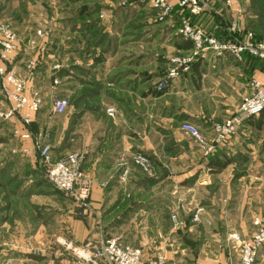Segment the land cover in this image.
<instances>
[{
    "label": "crops",
    "instance_id": "obj_1",
    "mask_svg": "<svg viewBox=\"0 0 264 264\" xmlns=\"http://www.w3.org/2000/svg\"><path fill=\"white\" fill-rule=\"evenodd\" d=\"M253 3L254 0H235L232 9H228L216 0L211 11L202 13L200 19H205L206 24L213 22V26L205 27L219 37V34L228 33V19L237 17V12L241 13L237 18L242 19L244 27L258 30V13ZM86 32L85 41L89 43L92 31ZM134 38L123 34V37L111 38L115 47L112 51L101 49L99 54L71 56L75 64L68 81H64V70L57 71L62 80V86L57 88L63 91L57 92V96L68 97L67 112L54 123L47 118L40 122V111L32 123V130L39 133L41 139L47 137L46 132H51L48 138L52 142L53 159L71 150L86 153L82 170L91 185L89 201L84 210L74 198L64 197L57 201L55 197H47L49 193L40 191L47 185L33 175H27L16 187L27 193L21 195L19 202L15 200L28 206L30 211L24 215L25 220L16 217L7 198L0 200V242L7 246L11 241L9 246L22 249L13 251L4 247L0 250V264H6L13 254L20 255L18 261L21 264H81L62 252L59 245L43 249L51 256L34 252L40 250L43 243L48 245L50 240L61 236L79 244L100 245L113 236L110 234L116 224L130 219L139 223L134 231L137 240L133 245L142 247L145 258L160 254L168 264L238 263L237 251L228 235L236 231L247 237L253 231V217H264V165H257L258 160L250 166L234 165L232 157H228L231 162L218 172L205 163L181 168L174 165L173 160L187 158L186 151L174 153L172 143L175 135H181V123L187 120L210 137L213 122L227 117L226 111L236 108L239 96L250 92L251 79L255 78L264 86L263 64L247 55L237 61L229 54L215 57L208 51L193 61L189 73L176 81L171 89L157 93L152 86L159 72V56L156 57L155 50L157 34L150 27L149 32L145 30L142 40ZM176 42V46L175 40L171 43L173 49L180 53L188 51V48L180 47L184 39ZM102 46L106 47V43ZM95 48L100 50L97 44ZM108 107L116 109L119 116L110 117L106 113ZM242 140L235 137L232 144L243 147ZM26 141L30 153L36 155L31 142ZM167 143L169 147L163 148ZM253 144L261 147L264 153V140L260 145L257 141ZM135 150L146 153L152 172L164 179L181 174V186L193 190L197 184L202 185L210 194L209 204L204 206L202 200L196 203L190 198H183L176 205L165 199L141 198L140 193L155 190L161 182L150 179L147 190L148 179H143L140 170L130 163V154ZM28 166L22 167L20 173L29 174L32 167ZM20 168L13 165L11 171L18 174ZM124 169L129 170L128 176L121 181ZM196 172L198 178L193 183H186L185 179ZM29 186L35 191H30ZM9 193L11 195L13 191ZM129 193L131 196L127 195ZM198 204L203 205L204 213L200 222H195L185 213ZM210 204L213 208L209 210ZM172 213H176L178 225L171 219ZM208 219L209 223L205 222ZM12 238L19 241L14 242L10 240ZM257 262L264 264V245L258 252Z\"/></svg>",
    "mask_w": 264,
    "mask_h": 264
},
{
    "label": "rangeland",
    "instance_id": "obj_2",
    "mask_svg": "<svg viewBox=\"0 0 264 264\" xmlns=\"http://www.w3.org/2000/svg\"><path fill=\"white\" fill-rule=\"evenodd\" d=\"M207 1L208 7L198 14H192L187 8L179 7L176 4L173 6L171 12L165 14L161 8L155 7L151 0H0V24H5L10 27L16 33L18 40V50L14 55V58L12 59L10 65L15 69L16 73L22 75L27 71L28 63L31 60L36 61V66L31 73L29 88L36 90L40 94V96L42 97V104L40 109L34 115V121L40 111V122H43L45 118H47L48 121L54 123H57L58 117L63 116L67 112V109L69 107V100L65 94L64 95L67 97H65L67 99V106L65 110L60 113V115L54 114L52 112L51 104L55 96H57V92L59 94L63 92L60 90V87L57 88V86H60L62 84L61 76H57V71L64 70L67 75H64V81L69 80L70 73L72 71L71 67L73 64H75V61H72L71 56L75 57L77 54H99L101 49L112 51V49L114 50L115 47L112 44L111 38L123 37V34L126 35V37H135V40L138 39V41H140L144 37L145 30L149 32L150 27H152V31H155V33L157 34L155 47L157 56H154H159V72L155 79L156 81L152 82V86L154 87V89H156L157 85L161 81H164L165 86L164 90L161 93H164L171 89L174 83L178 81L183 75L189 73L191 69V66L187 70H183V68L178 67L179 60L177 59H181L184 55L190 54V52L192 51V46L190 47V49H188L187 52L180 53L176 49H173L171 44L172 41L175 40L176 46V40L179 41V39H182L178 32L181 26L182 19H188L189 22L197 27H200L206 33L217 36L212 31H209L207 27H205V25L213 26L214 23L209 22V24H206L205 19H200L202 13L211 11L210 7L215 6L216 0ZM219 1H221L224 7L232 9L235 0L232 1L231 5H227L223 0ZM253 5L256 12L258 13V30L246 28V26L244 27L241 23L242 19L239 20L237 18L241 13L237 12V17H231L230 19H228V33L226 34L225 32L224 36L222 34H219L221 37H217L221 38L224 41L228 39L234 41H245L248 39H252L255 41L264 40V0H255ZM82 8L84 9L82 10ZM124 23H126L125 26H123ZM232 24H234L233 27H231ZM134 27L136 28L135 30L133 29ZM86 30L92 31L90 37L91 41L89 43L85 41V37L87 34ZM220 32L223 33L221 30ZM138 33H141V36ZM30 39H34L33 45L29 44ZM104 43H106V47L102 46L104 45ZM96 44L97 46H100V50H97V48H95ZM151 44V49H153V40ZM227 54L231 55L230 53ZM245 55L260 60V62H262L263 64L261 65V67L262 69H264V61L258 57L249 55V53H243L240 59L235 58L233 55L231 56L234 57V59H236L237 61H242L245 58ZM215 57H222V55ZM172 69H175V73L174 75H169V72L172 71ZM54 79L58 80L57 84L55 85H53ZM253 80H255L257 84L264 89V86L260 83V81L256 80L255 78L251 79L249 81V86L251 88L250 92L248 94H245L244 96V93H242L239 96L240 99H238L239 103L237 106H235L236 108H233L231 112L226 111L227 117H225L221 121L213 122L210 128V137L205 136L197 125L187 120V122L192 124L200 131L203 138L207 141L206 143L208 145H213V148L207 156H204L202 149L199 147L195 139L180 131L181 135H175L174 144L172 143V145L174 146V153H176V151L180 153L184 150L186 151L185 155H187V158H185L184 156V158H177L173 160L174 165H177L181 168H184L185 165V167L190 168H192L191 166L195 165L203 166L206 164V161L210 157H218L221 160L232 157V162L234 163V165L244 163L250 166L251 164H255L256 160H258L257 165H264V153H262V150L260 149L261 147H255L254 145L256 143L253 144L254 141H257V143L259 142L260 145L261 141L264 140V125L260 129H257L247 122L251 119V117H257L260 112L257 115H250L244 118L240 122V124H237L235 130L231 133L230 136L226 137L225 140L218 142L214 141V125L223 122L226 118L236 112V109L239 106L242 98L250 95L253 92L255 88L254 85H252ZM64 85L66 88V83ZM0 108H7V103L5 102L4 97L1 94ZM106 113L112 118L119 116V112L113 107H108L106 109ZM34 121L33 123H35ZM17 123L18 121H13V119L10 120L0 118V200L3 201L5 198H7L8 202L12 203L11 206L14 209L16 217H18L20 221H23L25 220L24 215H27L28 211L30 210H28V206L23 205L24 202H18L20 201L19 198H21V195L27 192L23 193L17 190L16 187L21 185L27 175L31 174L33 175V177L37 178L38 181H42L43 184L47 185L44 188L40 189L41 192L49 193L47 194V197L52 196L57 198V201H59L64 197H71L76 199V196L73 192H63L57 189L47 180L46 166L43 163V160L39 157L38 151L36 149L32 147L34 150H36V155L30 153V151L29 153H26L21 150L24 146L28 145L26 140L29 139H20L19 133L23 132V130H21V127H16ZM31 132L35 134V130H31ZM47 133L48 132L45 133L47 137L42 139V143L50 146L52 142H49L48 137H50L51 132L48 134ZM36 136L39 138L40 134L36 133ZM235 137L244 139L242 140L243 147L239 146L238 143L232 144V141ZM46 138H48V141H45ZM29 141L31 142V140ZM166 147H169V143L163 144V148ZM30 149L31 148H29V150ZM77 152H81L84 154L85 161L86 153L83 151ZM138 157H145L146 162H141ZM129 158L130 163L134 167L139 169L140 172L144 175L143 179H148L146 181V183H148L147 190L150 188V184L148 182L150 179L161 182L159 186L155 188V190L140 193L141 198L151 197L156 198L157 200L160 199L161 201L165 199L174 205L181 202L183 198L185 200H187V198H190L196 201V203H200V201L202 200V202H204V206L209 204L207 198L210 196V194L207 192V189L202 188V185L197 184L198 186L194 187L193 190H191L188 189V186L180 185L181 183L179 181L181 178V174L171 175L173 177L169 179H164L162 175L157 173L155 174L154 172H152L151 161L148 155L139 150L132 151ZM184 159H187V161H183ZM13 165L17 167L21 166L18 174L14 175L12 173L11 167ZM28 165L32 167V170H29L31 172H29V174L20 173L22 167H26ZM123 171L126 172L123 176L121 175V181L126 180L129 170L127 171L126 169H124ZM123 173L124 172H122V174ZM82 175L88 182L89 192L84 201L77 202L85 210L91 193V185L89 179L85 177L83 170ZM33 177L32 179H34ZM195 178H198V172L186 178V183H193ZM200 180L203 181V179ZM14 188L16 189L13 190ZM28 189L32 192L35 191L34 187L32 188V186H29ZM11 190L13 191V193L10 195L9 191ZM197 194H201V196H198ZM127 195L131 196L130 193ZM15 200H18V202L16 203ZM211 206L212 204H210L209 210L213 208ZM189 209L190 211H187L185 214L191 215L193 221L200 222L201 215L204 213L203 205H193ZM172 214L173 215H171V219L174 221L175 225H178L179 222L177 220L176 213ZM172 216H175V219H173ZM205 222L209 223V219ZM137 225L139 226V223L135 222L132 219H130V221L127 220L125 223H118V225L116 224L115 230L113 229L110 234L113 236L106 238L105 242L112 238H116L121 243L138 249L141 254L142 262H147L149 260L156 259L157 257H161L164 261V264H168L165 260V257L160 254L155 255L154 257L145 258L143 256L142 247H136L133 245L137 240L136 238H134V231L136 227H138ZM252 225L253 231L247 237H242L236 231H231L228 235L229 240L233 243V247L234 249H236L238 254L237 264L240 263V250L242 242L251 239L256 233H258L259 228L264 225V217H253ZM236 236L238 237L237 239L234 238ZM10 240H13L14 242H16V240L19 241V239L15 238H12ZM67 242H71L75 246H87L93 248V251L96 247H98V245L91 246L75 243L64 236H61L58 239L55 237L50 240L48 245L43 243V245H41V249L35 250L34 253L37 255H45V257H47L48 255H50V253L43 252V249L46 247L51 248L52 245H59L62 252H66V255L73 257L79 263L97 264L91 261H85V259L82 258V255L76 254L72 250L67 249L65 246ZM10 244L11 241L9 245ZM5 245L6 244H2L0 242V250L4 249V247H10V249L13 251L22 250L21 248H12L8 244L7 246ZM263 245L264 242H262L257 247L253 264H258V252ZM18 256L20 257V255L15 254L9 256L6 264H21L18 261ZM96 260L100 264L101 259L97 258Z\"/></svg>",
    "mask_w": 264,
    "mask_h": 264
},
{
    "label": "built area",
    "instance_id": "obj_3",
    "mask_svg": "<svg viewBox=\"0 0 264 264\" xmlns=\"http://www.w3.org/2000/svg\"><path fill=\"white\" fill-rule=\"evenodd\" d=\"M155 7H159L165 14L171 12L176 4L179 7L187 8L190 13L198 14L208 7L207 0H151ZM227 5H231L233 0H223ZM232 24L231 27H233ZM230 27V28H231ZM179 34L182 39L191 43L192 51L188 55H184L179 60L178 67L187 70L192 61L196 57L203 56L208 51L214 56H223L230 53L235 58L240 59L243 53H249L264 61V40L255 41L248 39L245 41L222 40L221 38L206 33L200 27L193 25L188 19H182L179 28ZM250 35V34H249ZM29 44H34V39L29 40ZM18 50V40L16 33L7 25L0 24V94L7 103L6 109L0 108V118L13 119L18 121V126L23 132L19 133L21 140L29 139L34 149L38 151L39 157L46 166V178L57 189L63 192H73L78 202L86 199L89 192L87 180L82 175L81 165L84 162V154L77 151H71L62 157L53 160L51 155V147L42 143V139L33 134L32 123L34 115L40 109L42 97L33 89L29 88L31 73L36 66V61L31 60L28 63V69L25 74L16 73L15 69L10 65L14 55ZM54 68V66H53ZM58 68V67H57ZM174 75L175 69L169 72ZM54 79L53 85L57 84ZM253 92L242 98L236 112L226 118L223 122L214 125V141H223L230 136L235 130L237 124L250 116L257 115L264 108V89L261 88L255 80ZM165 82L161 81L157 87V91H163ZM67 106V99L61 96H55L52 101L51 109L54 114L62 113ZM110 111V110H109ZM180 129L185 134L194 138L199 147L203 151V155L207 156L213 145H208L200 131L189 122H183ZM22 151L29 153V147L24 146ZM141 162H146L145 157H138ZM125 174L126 171H123ZM175 219V216H172ZM234 238H238L237 236ZM264 242V225L259 228L251 239L242 242L241 257L239 264H253L257 247ZM67 249L72 250L76 254L82 255L85 261H91L99 264L96 260L101 259L100 264H164L161 257L142 262L140 251L129 245L123 244L116 238L104 241L93 248L75 246L71 242L65 244Z\"/></svg>",
    "mask_w": 264,
    "mask_h": 264
},
{
    "label": "trees",
    "instance_id": "obj_4",
    "mask_svg": "<svg viewBox=\"0 0 264 264\" xmlns=\"http://www.w3.org/2000/svg\"><path fill=\"white\" fill-rule=\"evenodd\" d=\"M181 45L182 46H180V47H183V48L190 49V47H191V43H189L187 40H184V42ZM155 91L157 93H161L162 92V91H157L156 89H155ZM263 118H264V109L259 113V115L257 117L253 116L247 122L252 124L254 127H256L258 129V128H261ZM253 119H256V120H253ZM230 162H231L230 158H225L224 160H221L218 157H210L206 161V166L208 168H210L212 171L218 172L219 170H221L222 168L227 166Z\"/></svg>",
    "mask_w": 264,
    "mask_h": 264
}]
</instances>
